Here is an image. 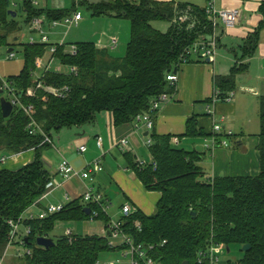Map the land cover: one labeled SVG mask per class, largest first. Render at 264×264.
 <instances>
[{
    "label": "trees",
    "instance_id": "16d2710c",
    "mask_svg": "<svg viewBox=\"0 0 264 264\" xmlns=\"http://www.w3.org/2000/svg\"><path fill=\"white\" fill-rule=\"evenodd\" d=\"M10 1L0 0V46L8 48L18 42L14 36L10 44L8 38L28 27L33 19L57 21L76 11L36 8L31 0H22L11 8ZM82 5L92 17L127 20L129 41L123 57H115L92 42L70 45L75 46L74 54L65 44L53 45L56 64L65 70L43 73L39 82L44 88H67L63 98L44 88L37 89L31 75L36 69V59L44 57L50 45L17 44L22 50L23 68L16 76L0 79V91L5 81L23 106H32V113L28 117L14 107L11 115L4 119L0 109V157L29 150H34L35 156L18 169L0 170V259L8 243L10 222L25 217L29 211L33 214L52 180L42 159L43 150L51 145L44 141L45 135L50 139L53 130L84 127L102 112L111 113L115 128L134 122L138 115L149 110L158 96L173 93L167 75L178 70L184 49L208 29L204 9L192 4L108 0ZM18 12L24 14L22 23L16 21ZM258 14L257 28L243 42L242 60L252 56L258 45L260 30L264 28V1L258 7ZM155 21L168 22L167 32L155 30L151 26ZM70 68L75 71H67ZM245 71L246 65H239L227 76L214 79L218 100L233 92L236 77ZM30 91L33 96H28ZM258 119L259 174L254 177L209 178L200 166L201 154L174 147L170 135L160 136L153 131L147 148L150 164L145 162L140 166L133 157L124 154L127 168L143 189L159 194L153 214L146 216L136 211L121 217L123 230L134 243L153 246L149 254L155 264H200L199 253L211 246H236L242 252L244 245L250 248L242 252L238 264H264V97L259 100ZM32 121L40 131L30 133ZM210 136L212 133L199 124L197 116L187 119L182 138ZM84 209L80 197L44 219L25 220L23 226L30 230L25 246L31 250V255L18 259L19 263L94 264L101 255L111 252L106 239L96 235H60L52 239L53 245L48 249L37 246L36 239L49 238L57 223L89 220ZM98 212L96 220L106 225L107 217ZM209 263L208 258L201 260V264Z\"/></svg>",
    "mask_w": 264,
    "mask_h": 264
},
{
    "label": "crops",
    "instance_id": "0c3cea01",
    "mask_svg": "<svg viewBox=\"0 0 264 264\" xmlns=\"http://www.w3.org/2000/svg\"><path fill=\"white\" fill-rule=\"evenodd\" d=\"M67 1L43 0L44 5H52L51 8L45 6L43 9L64 10ZM85 1L98 3L104 0ZM154 1L176 4L175 0ZM263 1L218 0V7L241 9L240 22L220 39L213 63L194 60L180 66L176 71L178 77L176 90H173V93L169 95L170 100L163 104L156 113L151 131H147L143 124L135 122L115 128L111 113L102 112L96 115L90 124L81 128L76 127L78 132L75 138L68 137L67 141H64L60 147L58 146L59 138L56 144L55 138L50 136L51 145L46 146L43 150L42 159L46 170L51 175V181L56 183L57 188H54L48 195L40 199L39 206H37L38 208L35 207L34 211H37L38 214L40 209H44L49 205L70 203L82 196L83 184L90 185L89 182L81 183L78 179L64 183L57 177V166L61 158H64L77 171L82 170L93 160L100 159L103 171L94 177L93 186L96 191L102 194L109 203H111L112 198L122 202L120 205L126 203L132 206L135 212L140 211L146 216L153 214L159 194L146 192L143 189L135 174L127 168L124 158V154H129L135 161L142 162L141 155L143 151L145 150L148 153L145 141L149 139L152 131L160 136L170 135L174 147L201 154L200 166L209 178L257 176L259 174V159L256 151L259 132L258 111L259 100L264 97V28L260 30L259 42L252 56L244 60L241 59V56L245 38L257 28L260 20L258 7ZM100 18L101 20H107L108 32L116 28L114 20L118 18L108 16ZM108 32L99 34L98 36H101V38L98 42L92 43L97 47L109 50L107 47L110 39H117L116 49L109 50L110 54L113 55L119 49L120 40L117 33ZM52 41L57 42L58 40ZM239 65H246V71L236 77L232 100L230 102L219 100L212 107L215 119L222 121L223 131L231 132L229 147L207 151L201 147L204 138H182L185 133L186 121L193 116H197L199 124L204 126L207 132L212 133L211 118L205 114V107L216 91L214 79L217 76H227L233 67ZM203 115L206 117H203ZM98 138L100 139V145H98ZM122 139L127 141L126 148L123 151L117 147ZM198 143L201 144L198 145ZM81 146L86 148V151L82 154L77 151ZM34 156V150L14 155L2 154L0 157V170L18 169L29 164ZM148 157L150 163L149 153ZM65 195L68 197V201L64 200ZM42 203H44V206ZM82 205L84 204L82 203ZM66 230L72 233L70 229ZM100 233L91 234L90 236L103 237L104 226ZM15 259L17 261V258Z\"/></svg>",
    "mask_w": 264,
    "mask_h": 264
},
{
    "label": "built area",
    "instance_id": "2783aa9c",
    "mask_svg": "<svg viewBox=\"0 0 264 264\" xmlns=\"http://www.w3.org/2000/svg\"><path fill=\"white\" fill-rule=\"evenodd\" d=\"M206 6L203 8L205 16L207 18V31L206 33L200 34L197 41L192 43L190 46L184 49L183 53L180 55L178 69L182 65L190 63L191 56H195L196 60L206 61L213 63L216 57L217 49L219 47L220 39L225 35L229 30L234 29L240 22L242 11L240 8L230 7H218V0H206ZM31 4L36 6V4L31 0ZM82 20V15L78 11H75L71 15L55 21H45L43 18L33 19L31 24L28 26L30 31L37 35V38H30L27 44H41V45H50L48 52L44 57L38 58L35 61V71L31 73L33 80L36 82V88H44L39 82L41 74L47 73L50 70L60 73L65 69L56 64L55 58V46L56 44H50L48 35H46L45 29L51 30L59 26L70 29L79 24ZM62 46L64 44H57ZM117 47V39L111 38L108 44V49L110 51L115 50ZM68 50L74 54L75 46H69ZM13 55L9 56L11 60ZM36 71L40 72V75L36 74ZM69 72L75 71V68H70L67 70ZM166 80L173 90H176V84L178 82V77L176 73H170L167 75ZM45 91L55 95L59 98H63L64 94L67 92V88L56 89L51 87H45ZM2 91L5 93V100L12 104V107L20 108L28 117H31L32 106H23L14 92V90L9 87V85L3 81ZM28 96H33V92H29ZM233 98V93L229 92L221 101L230 102ZM170 100L169 94H161L156 99H154L149 107V110L143 114L138 115L134 122L137 124H143L147 131H151L153 127V121L156 113L159 111L160 107L167 103ZM211 101L205 107V114L211 118L212 123V136L203 139V148L207 151H213L217 148H228L229 142L227 141L228 137H231V132H224L221 127V120L218 121L214 117V112L212 107L215 102L219 101L217 98V92L215 91ZM211 105V106H210ZM34 127V128H33ZM31 129L30 133H35V131H40L36 124L32 121L29 124ZM44 141L48 144H51L50 139L45 135ZM151 144L150 139H146L145 147ZM100 145V139L98 142ZM127 141L122 139L117 147L120 150L126 148ZM77 151L82 154L86 151L84 146H81ZM140 166H143L145 162H138ZM151 163V162H150ZM146 163V164H150ZM154 166V165H153ZM103 171L101 160L95 159L86 165L82 170H75L69 162L61 158L57 166V177L60 178L62 182L71 181L73 179H78L83 182H89L90 185L83 184L84 191L81 196V202L85 205L86 208L90 210L89 220H96L98 218V210L108 219V223L104 225V235L103 237L107 241V246L110 250L119 252V259L116 261H109L105 264H120L122 261H125L126 264H155L150 257V251L153 249L152 245L145 246L144 244H136L133 239L123 230V222L121 219L117 222H109V217L107 215V210L109 202L104 199L102 194L96 191L93 186L94 177L96 174ZM54 188H57L55 182L51 181L46 187L45 195H48ZM44 195V196H45ZM43 196V197H44ZM64 200L68 201V197L65 195ZM63 205H49L46 208L42 209L36 216L31 213V211L26 213L25 217H20L14 222H10L11 231L8 236V243L4 251L3 257L0 259V264L4 263L7 251L10 248H19L18 254L16 253L17 259H22L25 256L31 255V250L26 248L25 241L26 237L29 235L30 230L28 227L23 226L25 220L44 219L49 215L58 213L62 210ZM135 213V209L132 206L126 204L121 207V215L127 217ZM121 216V217H122ZM135 227L140 229L138 223H135ZM72 233L67 230L66 236H70ZM164 244V242H163ZM216 247H209L207 251L199 253V263L201 260L208 258L209 264H217L219 259L215 254ZM94 264H102L100 261H96Z\"/></svg>",
    "mask_w": 264,
    "mask_h": 264
},
{
    "label": "rangeland",
    "instance_id": "374dc122",
    "mask_svg": "<svg viewBox=\"0 0 264 264\" xmlns=\"http://www.w3.org/2000/svg\"><path fill=\"white\" fill-rule=\"evenodd\" d=\"M37 6V8H51L52 5H44L43 0H32ZM108 1V0H104ZM131 1V0H130ZM137 2V0H132ZM177 4H192L195 6H199L200 8H204L206 6V0H175ZM22 0H11L10 7L15 8L17 4L21 3ZM85 0H68L64 5V10L68 11L73 9H77L79 13L82 15V22L75 27L67 29L65 27L59 26L55 29L48 30L46 29V35L49 37L50 44H65L69 47L72 44L83 43V42H98L101 36L99 34H103L108 32V26L106 23V19H102L100 17H92L91 13L82 5L85 3ZM90 2V1H88ZM24 20V14L22 12H18V17L16 21L22 23ZM116 23V28L112 30L114 33H117L119 37V49L116 51L113 56L118 57L124 56L126 45L129 41V22L125 19H117L114 20ZM105 24V25H104ZM151 26L158 30L159 32L165 33L169 28V23L166 21H155L151 24ZM104 30V31H103ZM112 31L108 32L111 33ZM18 38V43L27 44L30 38H37V35L32 33L29 27H24L20 31L13 36L8 38V43L12 44L13 39L15 37ZM52 40H58L57 42H53ZM15 44V42H14ZM14 45L12 48H8L6 46H0V79L6 80L9 77H13L19 74L21 69L23 68V58H22V50L18 45ZM12 50L11 53H8L9 50ZM218 50V49H217ZM13 55V58L10 60L9 56ZM192 60H196L195 56H191ZM37 75H40L39 71H36ZM2 98H6L5 93L2 94ZM211 106V105H210ZM59 132V134H58ZM78 129L76 127L72 128H62L59 131H51V137L55 138V142L57 144V139L59 138L58 146L60 147L64 141H67V138H75L77 135ZM230 143V140L227 139ZM201 143H198L200 145ZM203 148V140L202 146ZM200 149V147H198ZM142 162L149 163V157L147 151H143L141 155ZM46 202V201H45ZM122 202L119 200H113L111 198V203L108 206L109 211L107 210V215L109 217V222H117L121 219V207ZM44 206V203H42ZM35 216L37 211L33 213ZM104 223L100 220H86L82 222L76 223H57L54 227V230L49 234L50 239H54L60 235L66 234V229H70L73 234H77L80 236L83 235H91V234H99L100 230L103 228ZM101 234V233H100ZM19 248H10L6 254L5 260L3 264H20L19 260L16 261V253L18 254ZM14 252H16L14 254ZM215 254L217 255L219 261L217 264H238L239 260L243 257V253L240 252V249L236 246L232 247H224L219 246L216 248ZM119 252L111 251L104 253L100 256L99 261L102 264H105L109 261H116L119 259ZM120 264H126L125 261H122Z\"/></svg>",
    "mask_w": 264,
    "mask_h": 264
},
{
    "label": "water",
    "instance_id": "95a60500",
    "mask_svg": "<svg viewBox=\"0 0 264 264\" xmlns=\"http://www.w3.org/2000/svg\"><path fill=\"white\" fill-rule=\"evenodd\" d=\"M13 17H15V15H13ZM11 49L8 51V53H11ZM206 62H209L208 60H206ZM173 73H176V69L173 71ZM0 94H2V90L0 91ZM20 96V94H19ZM0 109H1V113H2V117L4 119L8 118L12 111H13V107L12 104L8 101H6L4 98L0 99ZM90 210L88 208L84 209V213L85 215H89ZM36 244L39 247H42L44 249H48L49 247H51L53 245V241L50 238H46V237H39L36 239ZM250 246L249 245H244L241 248L242 252H246L247 250H249Z\"/></svg>",
    "mask_w": 264,
    "mask_h": 264
}]
</instances>
